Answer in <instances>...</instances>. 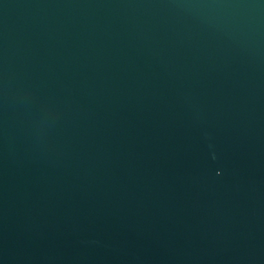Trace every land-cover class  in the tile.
I'll return each instance as SVG.
<instances>
[{
    "label": "water",
    "instance_id": "obj_1",
    "mask_svg": "<svg viewBox=\"0 0 264 264\" xmlns=\"http://www.w3.org/2000/svg\"><path fill=\"white\" fill-rule=\"evenodd\" d=\"M0 264H264V0H0Z\"/></svg>",
    "mask_w": 264,
    "mask_h": 264
}]
</instances>
